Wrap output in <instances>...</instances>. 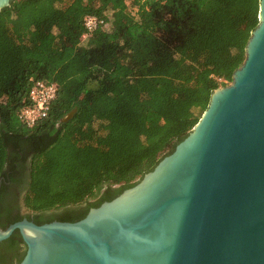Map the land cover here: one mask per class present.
<instances>
[{
    "label": "trees",
    "instance_id": "obj_1",
    "mask_svg": "<svg viewBox=\"0 0 264 264\" xmlns=\"http://www.w3.org/2000/svg\"><path fill=\"white\" fill-rule=\"evenodd\" d=\"M258 12L259 0H11L0 10V197L25 170L23 206L67 208L76 222L132 187L231 82ZM37 81L56 96L28 127L19 112Z\"/></svg>",
    "mask_w": 264,
    "mask_h": 264
},
{
    "label": "water",
    "instance_id": "obj_2",
    "mask_svg": "<svg viewBox=\"0 0 264 264\" xmlns=\"http://www.w3.org/2000/svg\"><path fill=\"white\" fill-rule=\"evenodd\" d=\"M15 230L20 264H264V0L243 63L169 155L76 222L0 240Z\"/></svg>",
    "mask_w": 264,
    "mask_h": 264
},
{
    "label": "flooded vegetation",
    "instance_id": "obj_3",
    "mask_svg": "<svg viewBox=\"0 0 264 264\" xmlns=\"http://www.w3.org/2000/svg\"><path fill=\"white\" fill-rule=\"evenodd\" d=\"M27 181L28 172L19 170L15 174L13 182H6L5 189L0 197V230H6L9 226L23 220H27L36 225L55 221L71 222V220L62 219L67 208L51 209L37 213L26 209L23 206L22 198L25 193ZM91 202V200L84 202L78 206L79 210L85 209ZM73 215L78 216L79 213ZM25 253L26 245L18 230L13 231L8 238L0 240V264H20Z\"/></svg>",
    "mask_w": 264,
    "mask_h": 264
},
{
    "label": "built area",
    "instance_id": "obj_4",
    "mask_svg": "<svg viewBox=\"0 0 264 264\" xmlns=\"http://www.w3.org/2000/svg\"><path fill=\"white\" fill-rule=\"evenodd\" d=\"M99 21L92 16L84 18V26L88 31L96 28ZM56 96V86L44 82H34L29 99L31 103L24 106L19 112V119L28 127H32L38 121L47 116L51 102Z\"/></svg>",
    "mask_w": 264,
    "mask_h": 264
}]
</instances>
